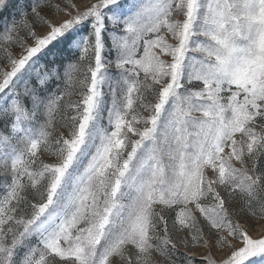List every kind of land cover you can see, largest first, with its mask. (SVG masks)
Here are the masks:
<instances>
[{"label":"snow or ice","instance_id":"snow-or-ice-1","mask_svg":"<svg viewBox=\"0 0 264 264\" xmlns=\"http://www.w3.org/2000/svg\"><path fill=\"white\" fill-rule=\"evenodd\" d=\"M15 13L0 24V264H264V0Z\"/></svg>","mask_w":264,"mask_h":264},{"label":"trees","instance_id":"trees-1","mask_svg":"<svg viewBox=\"0 0 264 264\" xmlns=\"http://www.w3.org/2000/svg\"><path fill=\"white\" fill-rule=\"evenodd\" d=\"M25 4L33 3V0H23ZM17 4V0H12V7H10L7 11L0 13V22L8 21L11 22L14 18H16L15 13V5Z\"/></svg>","mask_w":264,"mask_h":264},{"label":"rangeland","instance_id":"rangeland-1","mask_svg":"<svg viewBox=\"0 0 264 264\" xmlns=\"http://www.w3.org/2000/svg\"><path fill=\"white\" fill-rule=\"evenodd\" d=\"M79 2L83 3V2H85V0H79ZM16 18L18 19V16ZM2 23H3V21L0 22V24H2ZM36 31H37V34H41L44 31V29L43 28H37ZM44 60H46V58H42V62ZM250 223H256V218H253L250 221ZM262 231H264V221H261L259 226L255 227L254 229H251V234L255 237V236L260 235V233Z\"/></svg>","mask_w":264,"mask_h":264}]
</instances>
